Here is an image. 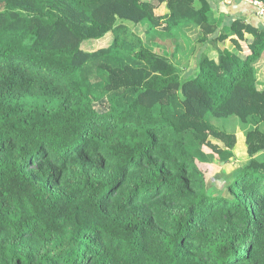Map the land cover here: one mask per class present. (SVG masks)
Masks as SVG:
<instances>
[{
  "label": "trees",
  "instance_id": "obj_1",
  "mask_svg": "<svg viewBox=\"0 0 264 264\" xmlns=\"http://www.w3.org/2000/svg\"><path fill=\"white\" fill-rule=\"evenodd\" d=\"M198 1L0 0V264H264V27Z\"/></svg>",
  "mask_w": 264,
  "mask_h": 264
},
{
  "label": "crops",
  "instance_id": "obj_2",
  "mask_svg": "<svg viewBox=\"0 0 264 264\" xmlns=\"http://www.w3.org/2000/svg\"><path fill=\"white\" fill-rule=\"evenodd\" d=\"M212 11V14L215 18L219 16H227L228 18L233 19H240L242 22L246 23L247 25L257 28V27H264V16L257 15V8L244 0H205ZM196 5L200 6V2L196 0ZM167 13L166 6L162 4L158 7L155 11V14L163 16ZM144 27L146 28L145 31L149 32L151 35H154L158 32L156 31H149L150 28L148 24H145ZM183 41L185 44L189 43V40H192L190 44L186 45L191 49L193 47V43L197 38V30L193 27H189L188 29H183ZM182 31V32H183ZM167 33H164V35ZM180 43H182L180 41ZM197 50L202 48L200 53L205 54L211 59L217 60V53L211 47H201V45L196 46ZM196 56L191 57L188 60V63L183 68V75L187 76L194 70V64ZM257 72L259 78L260 86H264V59L260 60L257 64ZM264 126V125H263Z\"/></svg>",
  "mask_w": 264,
  "mask_h": 264
},
{
  "label": "rangeland",
  "instance_id": "obj_3",
  "mask_svg": "<svg viewBox=\"0 0 264 264\" xmlns=\"http://www.w3.org/2000/svg\"><path fill=\"white\" fill-rule=\"evenodd\" d=\"M110 41H111V37L109 35L99 43L102 46H106L109 44ZM91 42L93 43V41ZM85 44L83 45V48L85 47ZM94 45L97 46L99 44H94ZM85 48L88 49V46ZM191 90L192 89L190 87L185 88V92H187L189 96H191L192 94ZM212 125L222 133L236 135L238 139V144L234 152L235 158H231L227 163L221 162L217 157H215L216 158L215 161L211 164L198 163V167L205 174L206 185L208 189L212 188V189L222 190L224 183L221 178L225 175L231 174V172H233L235 169L243 166L247 160V157L245 155V147H244V133L236 117H231L228 119H214ZM262 130L264 132V126ZM209 140L211 143L217 144V142L213 138H210ZM203 150L204 152L211 153L210 149L207 147H204Z\"/></svg>",
  "mask_w": 264,
  "mask_h": 264
},
{
  "label": "built area",
  "instance_id": "obj_4",
  "mask_svg": "<svg viewBox=\"0 0 264 264\" xmlns=\"http://www.w3.org/2000/svg\"><path fill=\"white\" fill-rule=\"evenodd\" d=\"M250 4H253L257 8V15L264 16V4L257 1L244 0Z\"/></svg>",
  "mask_w": 264,
  "mask_h": 264
}]
</instances>
